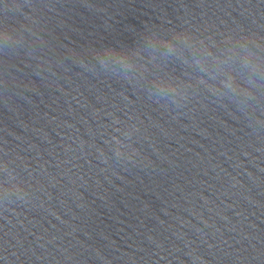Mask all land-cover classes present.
<instances>
[{
	"label": "water",
	"instance_id": "1",
	"mask_svg": "<svg viewBox=\"0 0 264 264\" xmlns=\"http://www.w3.org/2000/svg\"><path fill=\"white\" fill-rule=\"evenodd\" d=\"M5 30L0 181L7 164L26 195L0 194L2 264H264V88L217 94L144 39L256 51L264 0H0ZM106 47L186 98L149 97Z\"/></svg>",
	"mask_w": 264,
	"mask_h": 264
},
{
	"label": "clouds",
	"instance_id": "2",
	"mask_svg": "<svg viewBox=\"0 0 264 264\" xmlns=\"http://www.w3.org/2000/svg\"><path fill=\"white\" fill-rule=\"evenodd\" d=\"M8 32H0V38L7 41ZM144 39L148 46L155 49L163 48L167 54L176 55L186 67L184 75L194 79L196 83L203 84L210 91L217 94L231 93L234 96H243L253 99L252 93L248 88L241 87L238 81L260 90L264 88V47L256 45V51L248 47L246 43L233 44L228 48H218L216 52L210 51L202 41L193 42L190 38L182 34H174L167 39L157 37L155 33L146 35ZM191 52V57L184 56V50ZM240 50L239 52L237 50ZM240 53H243L242 55ZM95 57L102 65L119 64L122 68L133 69L138 65L131 77L125 75L130 81H146L143 87L151 97L153 89L158 90V94L169 95L174 103H177V97L186 98L184 92L191 84L180 81L177 77L164 72L163 69L149 73L151 79H147L145 71L141 70L143 65H139V53L132 50L117 49L112 47L101 48L94 53ZM156 60L155 57L152 58ZM152 61H149L151 63ZM213 83H209V82ZM222 86V89L216 85ZM113 139H116L113 137ZM118 145L121 144L116 140ZM116 155H120L117 148ZM4 172L3 180L0 181V194L5 201H9L12 195L23 199L24 194L19 187L17 177L8 169L7 164L2 166Z\"/></svg>",
	"mask_w": 264,
	"mask_h": 264
},
{
	"label": "snow or ice",
	"instance_id": "3",
	"mask_svg": "<svg viewBox=\"0 0 264 264\" xmlns=\"http://www.w3.org/2000/svg\"><path fill=\"white\" fill-rule=\"evenodd\" d=\"M2 259H3V258H0V264H2Z\"/></svg>",
	"mask_w": 264,
	"mask_h": 264
}]
</instances>
